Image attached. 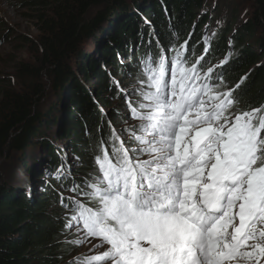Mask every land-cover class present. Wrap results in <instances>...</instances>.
<instances>
[{
    "label": "trees",
    "instance_id": "obj_1",
    "mask_svg": "<svg viewBox=\"0 0 264 264\" xmlns=\"http://www.w3.org/2000/svg\"><path fill=\"white\" fill-rule=\"evenodd\" d=\"M21 1L40 9L43 51L39 66L20 63L17 74L37 78L39 83L14 89L0 80V157L15 153L20 157V166L8 179L0 167V264H76L79 255L70 257L72 240L65 236L69 232L66 220L72 213L61 199L68 203L67 191L74 184L83 186L84 178L98 172L94 157L101 143L111 153L110 125L130 112L121 91L123 80L119 83L116 78L123 73L139 77L146 57L158 58L161 49L170 57L175 55L170 49L187 41L188 65L203 57L197 65L201 75L214 66L211 82L222 78L220 90H233L234 111L261 107L264 0H247L250 9L243 11L240 23L237 7L228 6L221 15L223 4L213 6L210 0ZM99 5H107L108 10L85 23L88 11ZM108 11L110 20L106 19ZM211 19L216 28L209 35L206 29ZM105 26L106 38L95 32ZM85 39L92 41L94 50L81 49ZM73 58L78 61L75 66ZM42 72L50 76L55 91L68 88L60 136L55 132L60 125L56 110L62 111V106L55 103L44 110ZM114 98L124 110L113 107ZM96 101L109 109L110 122L104 121ZM38 144L37 154H30Z\"/></svg>",
    "mask_w": 264,
    "mask_h": 264
},
{
    "label": "snow or ice",
    "instance_id": "obj_2",
    "mask_svg": "<svg viewBox=\"0 0 264 264\" xmlns=\"http://www.w3.org/2000/svg\"><path fill=\"white\" fill-rule=\"evenodd\" d=\"M186 46L145 58L126 93L129 146L113 129L98 172L61 199L65 227L83 233L70 243L107 245L76 264H264V105L234 111L233 90L201 75L203 57L189 66Z\"/></svg>",
    "mask_w": 264,
    "mask_h": 264
},
{
    "label": "rangeland",
    "instance_id": "obj_3",
    "mask_svg": "<svg viewBox=\"0 0 264 264\" xmlns=\"http://www.w3.org/2000/svg\"><path fill=\"white\" fill-rule=\"evenodd\" d=\"M211 5L215 6L216 4L219 6L223 4V11L221 15H225V8L229 6L230 9H236L240 10V15L237 18V23H240L243 18H245V14H243L244 10L250 9V4L247 2V0H210ZM38 8H29L26 5L22 3L21 0H0V80L4 81L5 84L9 85L11 88H25L29 84L33 83H39L36 79H31L27 77H18V69L21 65L20 63H26L29 64L31 67L36 65L39 66L38 58L40 57V54H42V48L40 47V41H39V35L41 33L40 28V21L38 19L39 11ZM107 5L103 7L102 5L94 6L91 8L88 13L84 17L85 23L88 22V20L95 19V16H97L100 11L104 12L107 11ZM220 21V20H219ZM209 24V23H208ZM109 25H107L108 27ZM216 28V24L211 19V23L206 29V32H209V34H212V31ZM107 29V28H106ZM102 37L106 36L104 35V32L101 33ZM104 38V39H105ZM81 49L84 51H91L95 49V45L92 44V41L89 39H85V41H82L81 43ZM73 62V65L75 66L78 62L76 58H73L71 60ZM128 60L123 63H127ZM35 67V66H34ZM213 68V67H212ZM122 71V69H120ZM119 70V71H120ZM118 72V71H117ZM41 74V83L44 84L45 88V96H44V110H47L51 104L60 103L59 106L61 107V110L64 111L63 114H61L62 111H57V115L59 114V127L58 130L55 131V128L53 126V133L54 131L57 133V135L60 136L62 124L64 125V117L66 113V100L68 95V88L64 87L62 90L55 91L52 89V82L51 78L48 74L42 72ZM139 77H134L133 75L124 74L123 77H119V79L116 78V80H119L118 82L121 83L123 80V96L126 98V93H129L132 91L133 88L139 87V81L143 78V73L141 72L139 74ZM80 81L82 83H86V81H83V75H80ZM89 82H92L91 80ZM5 87V85H3ZM2 87V88H3ZM6 88V87H5ZM226 87L223 88L224 91H226ZM62 91V92H61ZM222 91V90H221ZM136 96H131L130 99L135 100ZM66 99V100H65ZM97 103V101H96ZM98 104V103H97ZM113 107L124 110L123 107H121L120 103L114 98L112 99ZM100 110L104 113V121L110 122V115L109 109L103 105H99ZM139 121L134 119L130 112L125 115L123 118H119L118 122L116 124L110 125L112 129H115L117 135L120 136L122 140L125 141V146L128 147V137L130 135V132L136 124H138ZM123 129H128V131H122ZM113 131V130H112ZM111 131V132H112ZM131 146H135V144H132ZM40 144L32 147L29 151L31 154L32 152H37L40 149ZM72 157V156H71ZM72 159L75 160V157H72ZM31 161H28L27 167ZM76 162V161H75ZM74 165V164H73ZM20 166V157L18 154H14L11 157H0V167L1 172L4 175V177L8 176L7 179L12 175V173L15 171L16 167ZM3 177V178H4ZM6 179V180H7ZM1 183V182H0ZM39 193V191L37 192ZM68 197H76L77 194L71 190L67 191V194H65ZM80 199V197H78ZM67 239L69 240H77L82 239L83 233L76 232L75 228L69 229V232L65 235ZM100 241L98 238H88V240L81 244L80 246H75L72 244V249L69 252L70 257L79 255L78 257H83L85 255H93L96 254V252H102L106 249L107 245L104 247H101L99 249H96L94 251H90L93 249V246L95 244H98Z\"/></svg>",
    "mask_w": 264,
    "mask_h": 264
},
{
    "label": "water",
    "instance_id": "obj_4",
    "mask_svg": "<svg viewBox=\"0 0 264 264\" xmlns=\"http://www.w3.org/2000/svg\"><path fill=\"white\" fill-rule=\"evenodd\" d=\"M106 14H108V15H106L107 16L106 19L110 20L112 15L111 14L109 15V11ZM106 28H107L106 26L104 28H98L97 30H95V32L97 34H101V33H103L106 30Z\"/></svg>",
    "mask_w": 264,
    "mask_h": 264
}]
</instances>
